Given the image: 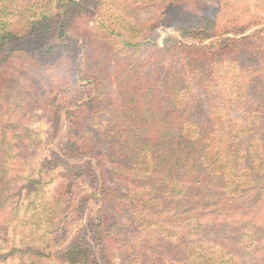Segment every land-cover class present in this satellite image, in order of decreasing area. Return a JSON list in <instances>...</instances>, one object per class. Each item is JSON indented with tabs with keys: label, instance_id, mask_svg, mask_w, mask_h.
<instances>
[{
	"label": "trees",
	"instance_id": "1",
	"mask_svg": "<svg viewBox=\"0 0 264 264\" xmlns=\"http://www.w3.org/2000/svg\"><path fill=\"white\" fill-rule=\"evenodd\" d=\"M0 264H264V0H0Z\"/></svg>",
	"mask_w": 264,
	"mask_h": 264
},
{
	"label": "rangeland",
	"instance_id": "2",
	"mask_svg": "<svg viewBox=\"0 0 264 264\" xmlns=\"http://www.w3.org/2000/svg\"><path fill=\"white\" fill-rule=\"evenodd\" d=\"M202 4H205V5H211V4H216V2L218 0H196ZM235 2H240V3H249V2H253L254 0H233ZM145 11L143 10H135V14L138 16V17H142V16H145ZM40 45V41L39 40H34V39H27L25 41H22L21 42V47L22 48H26V49H33V48H37L39 47ZM34 80L36 81V78H34ZM40 75H38V85L41 87V82H40ZM45 81V80H44ZM34 83V82H33ZM38 113H40L39 111H37ZM37 113V114H38ZM31 128L33 130L36 131V134L34 135V137L36 138V141H40L42 139H45V129H46V123H45V120H36L34 123H32L31 125ZM53 188H54V183L50 186L47 187V191L49 195H51L53 193ZM122 219V218H121Z\"/></svg>",
	"mask_w": 264,
	"mask_h": 264
}]
</instances>
